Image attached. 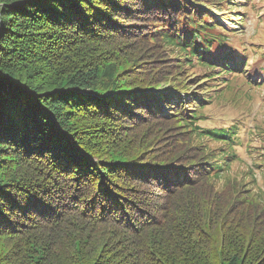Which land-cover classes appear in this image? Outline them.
I'll return each instance as SVG.
<instances>
[{"label": "trees", "instance_id": "1", "mask_svg": "<svg viewBox=\"0 0 264 264\" xmlns=\"http://www.w3.org/2000/svg\"><path fill=\"white\" fill-rule=\"evenodd\" d=\"M240 8L0 0V264H264V200L216 182L254 129L203 125Z\"/></svg>", "mask_w": 264, "mask_h": 264}, {"label": "rangeland", "instance_id": "2", "mask_svg": "<svg viewBox=\"0 0 264 264\" xmlns=\"http://www.w3.org/2000/svg\"><path fill=\"white\" fill-rule=\"evenodd\" d=\"M236 3H241L240 11H248L245 8L248 0H236ZM246 19L244 27L229 22L223 26L231 31L236 29L231 32L236 49L240 50L241 44L246 47L248 65L253 67L246 73L251 77H232L229 86L223 88L226 95L219 93L221 90L214 95L217 99L205 110L207 119L203 125L220 128L239 123L247 129V134L254 129L252 148L241 151L230 170L216 182L221 189L238 182L264 200V76L261 70L264 59L257 53L264 50V0H253ZM196 72L202 73L201 69Z\"/></svg>", "mask_w": 264, "mask_h": 264}]
</instances>
